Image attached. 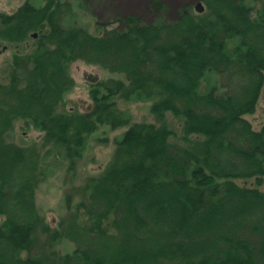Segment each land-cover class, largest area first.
Wrapping results in <instances>:
<instances>
[{
	"label": "trees",
	"instance_id": "1",
	"mask_svg": "<svg viewBox=\"0 0 264 264\" xmlns=\"http://www.w3.org/2000/svg\"><path fill=\"white\" fill-rule=\"evenodd\" d=\"M42 1L0 11V45L25 47L0 78V264H264V125L247 118L264 98V0H203L206 14L184 6L175 20L150 0L152 21L127 15L96 35L65 24L68 1ZM77 62L112 75L90 83L84 112L67 101ZM229 72L245 83L203 91ZM133 100L151 103L152 122L121 109ZM18 122L43 133L41 149L8 141ZM103 127L126 130L53 230L36 202L42 149L61 147L74 178Z\"/></svg>",
	"mask_w": 264,
	"mask_h": 264
},
{
	"label": "rangeland",
	"instance_id": "2",
	"mask_svg": "<svg viewBox=\"0 0 264 264\" xmlns=\"http://www.w3.org/2000/svg\"><path fill=\"white\" fill-rule=\"evenodd\" d=\"M25 0H0V11L8 14L14 13ZM71 4V13H67L63 19L66 25L81 26L89 30L92 34H104L108 30L119 27L121 19L127 15H143L146 21H152L154 15L149 9L150 0H64ZM170 11L168 18L175 20L179 9L184 6L191 7L194 13L196 5L201 2L205 7L206 14L208 8L203 0H165ZM40 6L42 0H33ZM25 47H9L6 50L0 45V78L5 77L7 63L15 52H24ZM70 73L76 82L75 89L67 96L68 108H75L79 111H88L92 108V100L89 94V86L95 80L106 79L109 75L97 66L87 65L82 62L74 63L70 67ZM230 73V72H229ZM119 77V76H116ZM224 83V84H223ZM245 83L244 78L236 73L218 75L211 73L207 80L203 81V91L218 87L221 92L226 90H235L239 85ZM228 85L229 87H227ZM151 103L142 100H133L129 103L120 101V107L123 111L132 116L133 122H152L153 116L150 113ZM256 130L264 125V98L262 97L258 110L254 115L247 116ZM167 122L171 129L178 133L175 140L182 144L181 121L172 114L167 115ZM23 124L16 123L14 131L10 134L8 141L21 147L31 148L33 146L41 147L43 133L39 130L22 129ZM126 128L111 130L103 127L91 136L87 142V148L83 160L78 165L76 176L72 178L68 171L69 162L64 157V151L59 146L51 145L42 149V166L45 171V179L40 184L36 193V202L40 213L45 217L46 222L51 225L53 230L61 227L62 221L68 216L65 206L67 193L74 187L84 184L85 178L99 174L110 162L115 151V141L121 137ZM41 149V148H40ZM240 184L242 182L239 181ZM76 197V196H75ZM80 197L77 196L74 203L77 204ZM0 217V224L2 222ZM60 254L71 252L74 249L73 244L67 241H61L56 245Z\"/></svg>",
	"mask_w": 264,
	"mask_h": 264
},
{
	"label": "water",
	"instance_id": "3",
	"mask_svg": "<svg viewBox=\"0 0 264 264\" xmlns=\"http://www.w3.org/2000/svg\"><path fill=\"white\" fill-rule=\"evenodd\" d=\"M204 9H205V7L202 5L201 2H199V3L196 5V11H197L198 13H203V12H204ZM263 95H264V91H263Z\"/></svg>",
	"mask_w": 264,
	"mask_h": 264
}]
</instances>
